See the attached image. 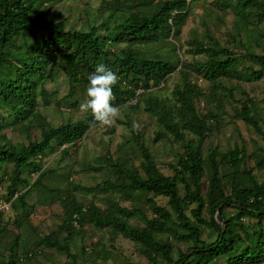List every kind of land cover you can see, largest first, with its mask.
<instances>
[{
    "label": "trees",
    "instance_id": "1",
    "mask_svg": "<svg viewBox=\"0 0 264 264\" xmlns=\"http://www.w3.org/2000/svg\"><path fill=\"white\" fill-rule=\"evenodd\" d=\"M60 1L0 0V131L15 125H27L29 129L34 124L39 131L37 140L19 147L0 133V182L9 181L4 200L30 212L25 199L33 191L55 192L41 185L52 171L41 170L37 159L55 152L65 156L92 129V118L84 113L75 122L61 120L53 126L39 109L64 106L69 111L76 107L78 91L83 92L84 101L88 76L100 63L120 77L113 88V104L121 107L134 101L128 108L153 117L173 141L181 143L182 151L171 166V176L158 171L139 135L131 138L139 154L138 167L113 160L105 153L101 162L111 179L84 189L86 192L117 194L128 202L140 199L139 195L161 197L167 200L168 208L144 198L150 213L146 217L139 209L121 207L115 201H108L102 210L92 203L81 207L74 196L68 195L58 201L63 213L56 227L59 233L51 231L42 236L34 247L60 252L70 264H84L71 253L70 244L76 239L81 254H85L81 235L83 227L89 225L131 242L148 264H264V181L257 183L251 169L237 171L244 162L242 147L202 155L209 131L207 121L215 118V112H196L195 102L204 94L189 80L204 81L210 90L208 99L218 90H226L224 94L231 97L230 89L218 82L264 79V54L236 55L207 35L205 40L192 39L187 44L186 53L200 60L180 61L173 42L188 17L189 5L198 0H100L105 15L97 26L90 25L86 30L66 29L65 21L51 13ZM230 2L218 0L215 5L225 10ZM236 4L240 8L237 16L246 26L252 21L247 19L248 14L256 23L264 21V0H237ZM158 45H165V53L155 50ZM240 62L258 70L243 69ZM60 67L66 72L67 93L50 106V93L44 85L54 82ZM174 72L179 83L171 91L172 101L147 95ZM216 100L222 104L219 97ZM254 111V103L244 99L234 117L251 126L264 141ZM183 132L193 138L184 140ZM155 137L153 141L161 136ZM255 166L264 169V157ZM31 174H37L32 182ZM178 185L183 189L182 197ZM71 190L80 191L77 186H71ZM224 209H231L233 214L226 216ZM1 217L0 237L7 227ZM134 219L141 226L128 223ZM20 223V219H14L18 228ZM18 238L16 235L5 249L6 255L0 256V264H23L35 257L33 250L18 255ZM174 243L184 249L174 248Z\"/></svg>",
    "mask_w": 264,
    "mask_h": 264
},
{
    "label": "rangeland",
    "instance_id": "2",
    "mask_svg": "<svg viewBox=\"0 0 264 264\" xmlns=\"http://www.w3.org/2000/svg\"><path fill=\"white\" fill-rule=\"evenodd\" d=\"M217 1L198 0L189 5L188 17L173 42L177 47L179 60L187 63L200 60V58L186 53L189 48L187 44L192 39L205 40L207 35L216 39L223 47L228 48L236 55L246 53L263 55L264 21L256 23L251 14L250 16L248 14L247 19L252 21L251 26H246V23L237 16L240 9L237 7V0H231L230 6L225 10L219 9L215 5ZM99 3L100 0H62L53 5L51 13H57L59 19L65 21L66 29L86 30L90 25L97 26L105 15L103 14L104 9L100 7ZM230 37L233 41L230 40ZM164 46L158 45L155 50L165 53ZM240 65L243 69L258 70L257 66L248 63L240 62ZM65 80L66 72L60 67L55 74L54 82L44 85V89L50 93V106L53 101L63 98L67 93ZM189 80L195 83L204 94L195 102L196 112L200 115H204L207 111L215 112V118L207 121L209 131L206 133L202 145V155L205 157L210 151L223 154L235 147H242L244 162L240 164L237 171L243 167L251 169L252 176L257 183L264 181V169H257L255 166L256 162L264 157V141L251 126L234 117L235 112L239 109V102L244 99L251 100L255 105L254 113L258 119L259 129L264 133V79L257 82L220 80L219 85L224 89H230L231 97L224 94L226 90H218L215 92L214 98L210 97L209 99V86L204 81L193 77H190ZM177 83H179V76L177 72H174L158 88L149 90L147 95L172 101L171 91ZM218 97L222 101L221 105L216 100ZM75 99L76 107L69 111L62 106L58 110L52 109V107L40 108L39 112L53 126H57L61 120L75 122L84 114L79 110V105L84 99L83 92L78 91ZM133 103L134 101H131L119 107V116L112 125L97 126L89 130L82 140L68 150L65 156L60 157L58 152H55L46 153L44 157L37 159L41 170L52 171L42 180L41 185L45 190L55 192L48 193L41 189L33 191L25 199L26 208L29 207L30 212L21 209L16 203L15 207L11 204L5 213H0L2 223L7 221L6 232L0 237V256L6 255L5 249L18 235V255L31 250L35 252V257L23 264H70L64 254L60 252L34 247L42 236L51 231L59 233L56 227L60 224L63 213L58 201L68 195L74 196L76 203L81 207L92 203L102 210L108 201H115L121 207L139 209L146 217H149L150 213L144 203V198L149 197L156 205L168 208L167 200L161 197L139 195L140 199L128 202L123 201L117 194L88 193L84 190L94 187L105 179H111L102 166L104 163L101 162L105 153H108L113 160H125L138 167L139 154L131 139L135 134L141 137V144L150 153L158 171L163 176L172 175L171 166L175 164L177 155L182 151L181 143L173 141L156 120L147 113L142 110H130L128 105H133ZM252 113L253 111H251ZM0 133L5 135L6 139L15 147L26 146L29 141L37 140L39 136L35 124L29 129L27 125L8 126ZM155 135L161 137L153 141V138H156ZM192 138V135L183 132L184 140ZM97 167H101L102 171L92 170ZM22 176L24 177L25 174ZM36 176L37 174H31L30 182L34 181ZM8 184V180L0 182V202H6L4 198ZM71 186L79 187L80 191L72 192ZM204 188L205 184L202 181V192ZM178 192L182 197L183 189L180 185H178ZM223 213L229 216L233 214V211L224 209ZM202 217L207 218L205 212ZM14 219L16 221L20 219L19 228L14 224ZM242 222L246 223L247 220L242 219ZM128 223L141 226V222L137 219L129 220ZM206 233L207 231L204 230L203 238ZM81 242L85 254H81L80 243L76 239L72 242V244L75 243L74 245L70 244V251L79 262L84 264H148L135 245L120 236L110 237L106 230H96L86 225L82 229ZM173 246L180 250L184 249L182 244L174 243Z\"/></svg>",
    "mask_w": 264,
    "mask_h": 264
},
{
    "label": "clouds",
    "instance_id": "3",
    "mask_svg": "<svg viewBox=\"0 0 264 264\" xmlns=\"http://www.w3.org/2000/svg\"><path fill=\"white\" fill-rule=\"evenodd\" d=\"M120 83V77L103 63L97 64L94 71L88 76L85 90V100L79 105L82 113L90 114V128L97 126H110L118 118L119 106L113 101L115 95L113 88Z\"/></svg>",
    "mask_w": 264,
    "mask_h": 264
},
{
    "label": "built area",
    "instance_id": "4",
    "mask_svg": "<svg viewBox=\"0 0 264 264\" xmlns=\"http://www.w3.org/2000/svg\"><path fill=\"white\" fill-rule=\"evenodd\" d=\"M10 206V202H0V213H5Z\"/></svg>",
    "mask_w": 264,
    "mask_h": 264
},
{
    "label": "water",
    "instance_id": "5",
    "mask_svg": "<svg viewBox=\"0 0 264 264\" xmlns=\"http://www.w3.org/2000/svg\"><path fill=\"white\" fill-rule=\"evenodd\" d=\"M221 206L217 208L216 210V214H219V210H220Z\"/></svg>",
    "mask_w": 264,
    "mask_h": 264
}]
</instances>
